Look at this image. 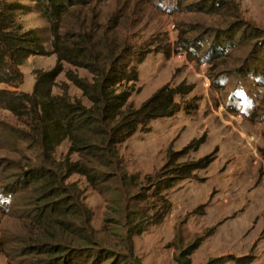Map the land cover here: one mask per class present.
<instances>
[{"label":"rangeland","instance_id":"obj_1","mask_svg":"<svg viewBox=\"0 0 264 264\" xmlns=\"http://www.w3.org/2000/svg\"><path fill=\"white\" fill-rule=\"evenodd\" d=\"M86 2L90 3L83 8L85 13L93 7L105 16V21L110 15H118L122 21L119 26L131 33L132 41L144 54L142 62L132 61L138 69V80L129 99L133 105L138 106L167 82L190 84L192 89L184 98L197 105L181 109L171 117L153 119L149 131H137L119 143L116 149L124 170L136 174L141 182L145 174L161 167L168 148L180 150L196 141L197 148L189 149L181 159L194 160L211 153L214 159L208 167L196 171V179L181 180L166 191L171 202L166 216L139 235H132L126 226V213H115L116 192L126 191L118 181L113 180L109 190L104 187L100 191L85 175H70L66 182L71 183L73 195H78L84 204L82 208L75 207L82 218V232L92 234V238L109 247L113 254L119 253V257L139 258L141 264H174L177 231L188 241L214 228L191 255L192 264L211 260L214 264H264V66L257 73L237 69L243 60L253 59L258 45L248 44L250 30L245 29L244 41L235 38L223 57L207 62L201 49V43H205V50L213 38L208 32L218 27L232 28L239 20L264 32V0H228L224 8L212 12L187 10L184 5L190 0ZM25 3L27 10L21 23L25 29L35 30L49 51V21L36 3ZM190 49L195 56L189 54ZM179 52L185 54L183 59L176 57ZM55 61L56 55L52 53L28 56L20 66L24 82L17 90L30 92L34 72L48 70ZM68 68L65 63V69ZM76 71L91 77L83 68ZM204 77L210 80L209 88L204 85ZM62 81L70 94L87 102L64 73L56 78V82ZM57 84L52 88L54 93H60ZM26 129L9 110L0 108L1 173L9 166L0 174V264H38L34 257L40 254L30 253L33 249L22 252L20 248L45 240V229L41 219L35 217L32 205L26 208L28 212L24 211L21 222L11 218L18 197L16 190L20 193L22 188L9 182L22 170L18 167L24 161L22 148L28 140H22L21 131ZM15 133L20 136L17 138ZM68 145L64 140L54 156L66 154ZM113 173L118 177L121 170L110 174ZM132 188L137 191V187ZM143 203L142 200L139 205ZM128 236L132 237V252L128 241L123 242ZM74 242L79 244L78 239ZM8 248L14 249L9 257ZM109 255L105 254L109 258L105 264ZM240 260L249 261L238 263Z\"/></svg>","mask_w":264,"mask_h":264},{"label":"trees","instance_id":"obj_2","mask_svg":"<svg viewBox=\"0 0 264 264\" xmlns=\"http://www.w3.org/2000/svg\"><path fill=\"white\" fill-rule=\"evenodd\" d=\"M25 1L36 3L49 21L52 34L49 51L36 31L25 29L20 21L27 10ZM227 1L190 0L184 7L189 11L212 12L224 8ZM89 3L86 0H0V108L9 110L28 127L21 131L22 140H28L22 148L24 161L18 167L22 170L9 182L22 188L20 193L16 190L18 197L11 218L21 222L24 211L32 205L35 217L41 219L45 229L43 243L20 248L22 252L33 249L30 253L40 254L34 257L38 264H105L109 259L105 254H110L106 264H141L139 258L113 254L109 247L92 238V234L82 232V218L76 208L84 204L78 195H73L71 183L66 179L74 173L85 175L100 191L104 187L109 190L113 180L118 181L126 191L116 192L115 213L120 216L126 213V226L132 235H139L166 216L171 207L166 191L181 180L196 179V171L208 167L214 153L182 160L189 149L197 148L196 141L180 150L168 148L161 167L145 174L141 182L136 174L124 170L116 149L119 143L137 131H149L153 119L171 117L181 109L197 105L184 98L192 87L182 82L164 83L138 106L133 105L129 99L135 90L138 69L132 61L142 62L144 54L132 41L131 33L119 26L122 21L118 15H110L105 21V16L95 12L93 7L85 13L83 8ZM245 29L250 30L248 44L258 47L254 49L253 59L243 60L237 69L257 73L264 66V32L240 20L232 28L218 27L208 32L213 38L205 50V43H201L205 61L223 57L235 38L244 41ZM49 53L56 55L55 64L48 70L34 72L30 92L17 90L24 82L20 66L27 57ZM189 54L196 55L191 49ZM65 63L70 68L65 69ZM78 68L87 70L91 77L80 75L76 71ZM61 73L81 91L86 103L69 93L65 81L56 82ZM56 84L60 93L52 90ZM15 136L20 135L15 133ZM64 140L69 143L66 154L56 158L54 152ZM8 167L2 169V173ZM117 170H121L118 177L116 172L110 174ZM133 186L137 187L136 192ZM142 200L144 203L139 205ZM213 231L214 228H209L188 241L177 231L174 264H192L191 255ZM88 235L91 238H87ZM75 239L79 244H75ZM126 239L123 242L128 241L132 252V237ZM13 251L8 248L7 257Z\"/></svg>","mask_w":264,"mask_h":264},{"label":"built area","instance_id":"obj_3","mask_svg":"<svg viewBox=\"0 0 264 264\" xmlns=\"http://www.w3.org/2000/svg\"><path fill=\"white\" fill-rule=\"evenodd\" d=\"M177 58H180V59H183L185 57V54L182 53V52H179L177 55H176ZM204 85L206 88H209L210 86V80L208 77H204ZM221 107H223L222 105H220ZM239 118H242L241 115L239 116Z\"/></svg>","mask_w":264,"mask_h":264}]
</instances>
